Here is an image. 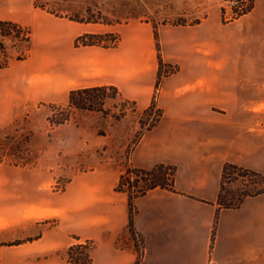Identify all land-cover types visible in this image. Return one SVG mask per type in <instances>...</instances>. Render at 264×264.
<instances>
[{
    "label": "rangeland",
    "instance_id": "obj_1",
    "mask_svg": "<svg viewBox=\"0 0 264 264\" xmlns=\"http://www.w3.org/2000/svg\"><path fill=\"white\" fill-rule=\"evenodd\" d=\"M79 16L97 22L73 20ZM63 20L82 23L78 24L82 34L73 40L79 51L88 46L78 40L83 35L96 34L100 45H94L115 48L120 43L129 46L132 34L141 37L149 31L151 52L158 60L150 105L141 107L123 96L126 105L122 100H107L103 111L77 109L69 105V93L76 88L69 90L68 102L62 101L66 88L54 83V58L64 47L58 39L61 34L54 30ZM202 22L224 30L217 41L223 54L220 59L181 57L184 46L173 42L189 37L183 34V26ZM231 23L252 29H230ZM201 32L207 34L206 43L212 44L206 48L207 56L212 55L215 41L209 34L215 31ZM116 38V46L105 47ZM88 68L93 74L106 69L97 63ZM215 69L223 72L217 79ZM43 70L47 73L39 75ZM44 78L53 85H42ZM161 94L165 98L158 101ZM122 108L126 114L116 119ZM161 119V126L171 131L168 140L174 150L169 154L180 150L186 172L197 173L195 168H203L206 158H212L209 172H213L195 174V181L220 180L229 162L249 172L226 178L228 197L263 188L264 0H0V264H35L38 259L69 264L67 253L73 244L92 248V254L98 240L84 239L82 230L75 229L79 225L85 230L88 213L86 208L71 206L73 197L81 193L78 180L95 183L96 193L124 192L116 187L131 168L132 149ZM195 159H199L197 167ZM169 163L167 173L173 167L177 173L179 167ZM126 175L136 185L133 191L148 183L141 173ZM173 190L180 194H172L174 199L189 200L192 211L200 212L203 203L194 198L200 199L205 192L195 196L190 190L176 191L174 185ZM137 200L133 201L134 219ZM177 205L182 203L177 200ZM91 212L95 219H104L106 207L100 205ZM216 216L204 244L210 252L220 231L222 238L226 236L227 222L233 218L230 211L221 219ZM128 230L133 240L123 239L119 247L133 246L141 258L146 240L136 235L135 225L133 229L128 225ZM256 231L262 227L256 225ZM48 233L51 240L62 237L73 244H53L41 257L37 249L43 240L38 239L44 235L48 239ZM193 245L196 252L201 250L200 234Z\"/></svg>",
    "mask_w": 264,
    "mask_h": 264
},
{
    "label": "crops",
    "instance_id": "obj_2",
    "mask_svg": "<svg viewBox=\"0 0 264 264\" xmlns=\"http://www.w3.org/2000/svg\"><path fill=\"white\" fill-rule=\"evenodd\" d=\"M58 24L54 33L61 34L58 35V39L64 48L54 58V83L66 88L63 94L60 95L62 101L68 102V92L72 88L115 85L123 96L136 100L139 106L146 108L150 105L154 95L153 87L155 74L158 70V60L156 55L153 56L151 52L153 45L148 30H146L148 32L144 35L145 37L141 36L144 39L137 33L132 34L129 46H127L129 49L120 43L115 48L88 45L83 46L79 51L73 47V40L82 34V30L80 31L78 25L82 23L63 20ZM202 26H210L206 29L210 28L215 31L209 34L214 37L215 41L213 54L209 56H207L206 48L208 46L209 48L212 47V44L206 43L207 34L201 32L206 29ZM231 26L230 29H252L246 27L247 25L244 23H231ZM183 30V34H188L189 37L185 41L173 40L176 46L181 43L184 46L185 52L181 57H215L216 60L222 57L221 44L219 42L217 44V41H221L223 36L224 30L221 25L202 22L183 26ZM168 34L169 39L167 42L169 43L171 33ZM185 44L187 45L186 48ZM199 47L202 49L201 52L197 51ZM167 55L168 57L172 56L168 53ZM93 57L95 58L93 59ZM94 63L104 67L103 69L106 68L105 72L93 74L91 72L92 68L88 67ZM201 63L203 61H199L198 66H201ZM45 71L39 72V75L43 76L47 73ZM214 74L217 79L222 76L223 72L221 69H215ZM193 75L196 74L193 73ZM42 85L47 87L52 86L53 83L44 78ZM164 98L165 96L161 94L158 101ZM158 123L148 130L132 149L129 158L130 166L146 170L154 168L160 163H174L179 167L174 178L176 191L190 190L195 196L200 192L206 193L204 196H199L200 199L194 198L203 203L200 212L192 211L190 201L180 199L181 197H176L182 203L181 206H178L177 200L172 195L178 193L173 189L158 187L149 191L146 195L138 197L136 202L138 212L134 225L136 235L140 234L146 240L145 253L139 258L138 252L133 246L119 247L121 240H133L132 234L128 230V196L124 192L116 191H113L112 194L108 192L96 193L95 183L85 182L84 179L82 181L78 180V183H76L80 185L81 193L73 197L71 206L86 208L88 211L85 230L79 225L75 229L82 230L80 235L84 239H95L99 242L98 248L92 253V264H264V193L246 199L239 208L219 212L220 219L226 211L232 212L233 218H230V221L227 222L226 236L222 238L220 231L216 246L210 252L205 246L207 243L205 241L218 209L217 197L220 190L221 176L220 180H218V177L212 179L213 181L210 184L207 183L208 179L206 177L195 181V174L213 172H209V168L213 164L212 158L207 157L204 163L207 166L202 165L203 168L200 169L197 167L199 159H195L197 161V168L195 169L198 172L192 175L189 174L188 169L186 172L188 167L180 150L176 155L169 154L170 150H174L168 140L171 131L166 127H162L163 125L161 126L162 119ZM188 183L191 184L188 185ZM39 201L46 202V204L49 202V200L43 201L41 199ZM100 205L106 207L104 219H95L96 211L94 213L91 210ZM256 225L261 226L262 231H256ZM219 230H221V227ZM49 234L48 239H46V235L38 239L43 240L42 245H39L40 248L37 249V254L41 257L44 254V249H50L53 244L60 242L68 245L73 244L70 240L64 241L65 239L62 237H54L51 240ZM199 234L201 235L202 245L201 250L196 252L193 241ZM82 237L81 239H83ZM67 262L71 264L69 261ZM35 264L50 263L48 259H38Z\"/></svg>",
    "mask_w": 264,
    "mask_h": 264
},
{
    "label": "trees",
    "instance_id": "obj_3",
    "mask_svg": "<svg viewBox=\"0 0 264 264\" xmlns=\"http://www.w3.org/2000/svg\"><path fill=\"white\" fill-rule=\"evenodd\" d=\"M250 11H243L241 15L246 14ZM80 22H97L91 17H77L76 19ZM98 35L96 34H87L81 36L78 40L82 42L84 45H94L99 44V40H96L95 38ZM88 38H90L88 40ZM119 39H115V41L112 43V45H104L105 47H114L117 45ZM107 100H122L125 105L128 102L127 99H125L115 85H104V86H94V87H86V88H76L72 89L69 93V105L71 107H75L77 109H85V110H94V111H103L105 107V103ZM126 114V109H120V112L115 115L116 119H119L120 117L124 116ZM157 122V121H156ZM58 123H62L61 121H58ZM151 126V125H150ZM153 126V125H152ZM149 129V128H148ZM168 164L160 163L157 164L152 170H144V169H138L131 167L127 170L126 174H136L138 176L140 173L142 174L141 179H144L146 182H148L146 185H142L141 188H139L137 191H133V187H136L134 183H131V179H127V175H122L120 178V182L117 185L118 191H124L128 194V204H129V226L133 229L134 226V204L133 201L135 198L139 196L146 195L149 191L155 189V188H162V189H173L174 185V178L176 174V168H170L171 172L167 173ZM241 172L243 174H241ZM247 169H243L233 163H225L222 170L221 175V183H220V190L218 193L217 201H218V209H217V218L219 215V212L222 209H235L239 208L244 200L246 198L259 195L261 193H264V183L262 189H254V190H245L239 197L236 196H227V177H232L233 174L238 173L240 176H245L248 174ZM256 176H260V173H255ZM262 176V175H261ZM264 178V175L262 176ZM126 180V181H125ZM137 180V179H135ZM135 182V181H134ZM137 182V181H136ZM233 183V180L230 181ZM228 182V183H230ZM86 247V245H85ZM82 244H73L68 249V261L71 264H92L93 263V257L91 254L92 248H85Z\"/></svg>",
    "mask_w": 264,
    "mask_h": 264
}]
</instances>
